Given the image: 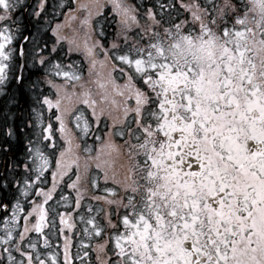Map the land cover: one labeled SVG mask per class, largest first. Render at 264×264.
I'll return each mask as SVG.
<instances>
[{"label":"snow or ice","instance_id":"snow-or-ice-1","mask_svg":"<svg viewBox=\"0 0 264 264\" xmlns=\"http://www.w3.org/2000/svg\"><path fill=\"white\" fill-rule=\"evenodd\" d=\"M8 208L0 264H264V0H0Z\"/></svg>","mask_w":264,"mask_h":264},{"label":"rangeland","instance_id":"rangeland-1","mask_svg":"<svg viewBox=\"0 0 264 264\" xmlns=\"http://www.w3.org/2000/svg\"><path fill=\"white\" fill-rule=\"evenodd\" d=\"M67 43V42H66ZM73 60H76V59H74V58H72ZM69 61H67V60H65L64 61V63L65 64H67ZM119 76V75H118ZM99 79L100 80H108L109 79V75H108V72L106 73L105 71H104V69H102V74H100V77H99ZM59 82H62V81H59ZM121 83H122V81H120ZM46 87V86H45ZM45 94H47V93H45ZM53 99H55V97L53 96ZM69 100H70V98L69 99H67V103L68 104H71V103H74L75 102V99H73V102L72 101H70L69 102ZM68 107H69V105H68ZM45 115L47 116V113H45ZM69 128H70V126H71V123H69ZM71 128H72V126H71ZM29 199H31V197H29ZM64 209H61V211H63ZM71 209H69V211H70ZM11 214V208H8L2 215H10ZM79 213H77L76 214V221H75V223L77 224V227H76V229H75V231L76 232H78V233H81V236L80 237H73V248H72V253L74 254V255H76V254H79L81 257H83V250H89V249H87L86 247L83 249V250H80L79 252H78V247L80 246V241L81 240H83L84 241V245L86 246L87 244H89V243H91L92 245H93V247H95V245L98 243V241L99 240H96V239H93V240H91V241H89V239L87 238V237H85V236H83L82 235V232H83V229H84V227H85V225L84 224H82V223H80L79 222ZM33 222H35V221H33ZM58 222V221H57ZM20 223H21V226H22V224H23V222L22 221H20ZM32 235H33V238H35V236H36V234L35 233H32ZM51 244H52V250L55 252V251H59L60 252V256H59V259H60V262H61V264H63V248H62V245H63V238L62 237H60L59 239L58 238H56L55 236L52 238V240H51ZM44 245H43V241L41 240V247H43ZM94 252L91 254V256L90 257H87V258H84L86 261L87 260H89V259H91L92 261L94 260ZM73 264H80V261L79 260H74L73 261Z\"/></svg>","mask_w":264,"mask_h":264},{"label":"trees","instance_id":"trees-1","mask_svg":"<svg viewBox=\"0 0 264 264\" xmlns=\"http://www.w3.org/2000/svg\"><path fill=\"white\" fill-rule=\"evenodd\" d=\"M78 2H86V3H87V2H90V0H78ZM64 11L66 12L67 9H64ZM59 19H60L61 21H63V20H64V17H63V16H60ZM67 24L70 25V27H67V28H66V30H65V35H67V36L69 37V39H72V38H74V37L77 35V30L79 29V21H78V20H77V21H68ZM78 35H79V41L81 42V46L83 47V44H82V41H83V33L80 32ZM64 48H65V50H66V48H67V43H66V42L64 43ZM72 58H74V59H76V60H79V61H81V62H85V57H84L83 52H81V53H77V54H74V55L72 56ZM101 59H102V57H101ZM110 67H111V62H109L107 66H101L100 64H98V65H97V72H98L99 74H102V69H104V71H105L106 73L108 72V75H109ZM99 77H100V75H99ZM58 82H59V81H58ZM93 87L95 88L96 86L93 85ZM96 90H97V91H100V89H98V88H96ZM73 99H75V98H74V97H73V98H70L69 102H70V101L73 102ZM68 105H69V107H71V106L73 105V103L68 104V103H67V99H66V100L64 101V106H65V107H68ZM99 242H102V241L99 240L98 243H99ZM93 255H94V260H93V261H95V259H96L95 253H94Z\"/></svg>","mask_w":264,"mask_h":264},{"label":"flooded vegetation","instance_id":"flooded-vegetation-1","mask_svg":"<svg viewBox=\"0 0 264 264\" xmlns=\"http://www.w3.org/2000/svg\"><path fill=\"white\" fill-rule=\"evenodd\" d=\"M1 214V213H0Z\"/></svg>","mask_w":264,"mask_h":264}]
</instances>
